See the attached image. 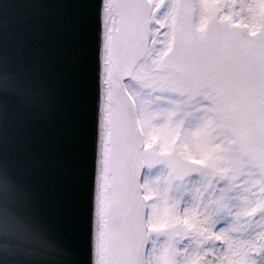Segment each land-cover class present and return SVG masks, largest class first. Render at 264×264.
Wrapping results in <instances>:
<instances>
[{
	"label": "snow or ice",
	"instance_id": "snow-or-ice-1",
	"mask_svg": "<svg viewBox=\"0 0 264 264\" xmlns=\"http://www.w3.org/2000/svg\"><path fill=\"white\" fill-rule=\"evenodd\" d=\"M64 2L90 15L91 151L68 210L84 247L42 227L2 145L0 240L59 264H264V0Z\"/></svg>",
	"mask_w": 264,
	"mask_h": 264
},
{
	"label": "water",
	"instance_id": "water-1",
	"mask_svg": "<svg viewBox=\"0 0 264 264\" xmlns=\"http://www.w3.org/2000/svg\"><path fill=\"white\" fill-rule=\"evenodd\" d=\"M90 15L64 0H0V145L10 172L31 186L53 239L82 250L70 216L90 155L94 102ZM8 264H59L51 249L0 240Z\"/></svg>",
	"mask_w": 264,
	"mask_h": 264
}]
</instances>
